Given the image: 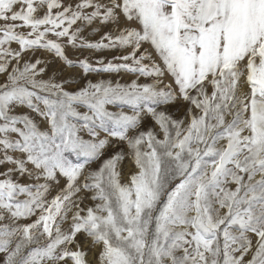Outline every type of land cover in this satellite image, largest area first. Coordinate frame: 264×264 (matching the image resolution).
Wrapping results in <instances>:
<instances>
[{
	"label": "snow or ice",
	"instance_id": "obj_1",
	"mask_svg": "<svg viewBox=\"0 0 264 264\" xmlns=\"http://www.w3.org/2000/svg\"><path fill=\"white\" fill-rule=\"evenodd\" d=\"M0 264H264V0H0Z\"/></svg>",
	"mask_w": 264,
	"mask_h": 264
},
{
	"label": "rangeland",
	"instance_id": "obj_2",
	"mask_svg": "<svg viewBox=\"0 0 264 264\" xmlns=\"http://www.w3.org/2000/svg\"><path fill=\"white\" fill-rule=\"evenodd\" d=\"M87 38L89 40H98L99 35L89 33L87 34ZM145 47H147V45H145ZM114 54L117 53H115L114 51H107V50L97 52L92 56V63L95 64L96 59H98L100 56H104L107 57L108 59H111L112 55ZM85 55H88V53H86ZM78 56L79 53H74V50L68 53V58L73 61H75ZM45 59L49 65L48 73L50 76L56 75L62 77L66 81H74V83L71 84L72 89L79 88L83 86V84L85 83L84 75L77 67L75 66L68 67L63 61H60L58 60V58H54L52 56H47ZM132 78L133 77L130 76L129 74H124V73H120V74L101 73L99 75L90 73L87 76V79L92 80V82H96L100 79H111L113 80V82L119 80L121 83H125V82H129ZM107 107L109 111H113V112L120 110L119 106L108 105ZM124 110L127 111L128 109L125 108ZM171 111L175 112L176 109H172ZM93 167H95V165H93ZM122 167H123L122 180H127L129 174L134 171V165H132L129 161L126 160L124 161ZM89 259H92L91 253L89 254Z\"/></svg>",
	"mask_w": 264,
	"mask_h": 264
},
{
	"label": "bare ground",
	"instance_id": "obj_3",
	"mask_svg": "<svg viewBox=\"0 0 264 264\" xmlns=\"http://www.w3.org/2000/svg\"><path fill=\"white\" fill-rule=\"evenodd\" d=\"M91 257V256H90ZM91 260V259H90Z\"/></svg>",
	"mask_w": 264,
	"mask_h": 264
}]
</instances>
